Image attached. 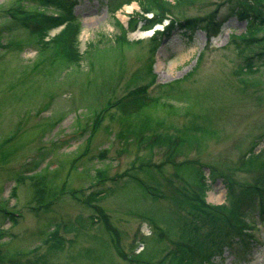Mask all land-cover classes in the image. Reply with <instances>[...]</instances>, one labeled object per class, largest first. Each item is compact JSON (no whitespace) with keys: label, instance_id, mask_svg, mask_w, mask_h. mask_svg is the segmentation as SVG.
<instances>
[{"label":"rangeland","instance_id":"rangeland-1","mask_svg":"<svg viewBox=\"0 0 264 264\" xmlns=\"http://www.w3.org/2000/svg\"><path fill=\"white\" fill-rule=\"evenodd\" d=\"M122 1L77 0L81 58L69 62L18 23L17 7L35 9L36 0H0V260L5 264H139L118 255L103 222L91 223L93 208L78 201L99 187L111 188L96 203L118 230L123 250L137 253L144 247L143 257L158 260L183 227L182 197L174 189L185 180L192 184L198 165L205 166L206 176L215 173L207 177L206 192L213 204L228 202L225 177L253 182L264 175L263 168L241 164L253 142L251 156H259L251 166L264 163V54L257 56L258 46L241 50L242 40L236 38V44L229 36L244 33L246 20L231 17L207 43L198 28L191 36L181 28L161 36L152 64L156 82L148 90L153 100L138 113L117 115L112 103L147 83L152 56L140 21L127 33V42L117 41L119 24L126 26L141 10L137 0ZM237 1L260 6L264 16V0H257L259 5L256 0H193L172 12L180 18L215 10L213 16L221 19ZM58 31L50 30L48 37ZM247 57L258 70L238 75ZM192 119L213 131L199 139L198 147L176 155L175 164L167 160L172 147L150 148L138 141L142 134H175ZM122 173H135L162 196L152 198L126 175L113 180ZM98 176L105 178L98 182ZM79 215L83 230L60 231L63 247L52 251L49 235L58 222ZM242 215L253 224L249 246L243 249L233 239L216 264H264V206H248Z\"/></svg>","mask_w":264,"mask_h":264},{"label":"trees","instance_id":"trees-1","mask_svg":"<svg viewBox=\"0 0 264 264\" xmlns=\"http://www.w3.org/2000/svg\"><path fill=\"white\" fill-rule=\"evenodd\" d=\"M128 1V0H126ZM142 3L143 9H155L153 17L147 18L137 12L129 16L127 25L119 24L120 33L117 37L119 42H127L126 35L129 31H132L140 21L144 28L150 27L154 22L161 21L165 12L181 10L183 3L191 2L193 0H138ZM123 2V1H122ZM256 3L258 4L257 0ZM249 3V5H241L240 2H232L230 10L223 18H215L209 16L202 17H184L175 21H170L168 25L162 31H156L150 38L151 50L150 54L160 45V37L169 35L172 30L181 28L186 32L194 31V29L203 30L207 38L217 35L225 22L231 17H236L240 20H246V30L239 35H230V41L238 44L236 38H240L243 42L239 48L242 50H254L255 47L261 49L257 53L260 57L264 54V16L263 10L259 6L255 7ZM259 5V4H258ZM244 6V7H243ZM47 9H51L52 12H46ZM16 19L18 23H21L23 27L29 28L31 35H35L38 43H42L43 46H51L53 48V54L66 59L69 62H79L81 58V52L78 47V36L80 33V22L77 20L74 14V2L70 0H36L35 9L20 8L16 9ZM204 20V21H202ZM52 37H48L50 30L59 28ZM262 32V35H259ZM189 36L191 34L189 33ZM201 54V53H200ZM152 61H147L145 72L149 74L147 83L154 77L155 73L152 72ZM258 67L255 66L252 58L247 57L244 65H239L236 69L238 75L253 74L257 72ZM175 82V81H171ZM171 82L169 84H171ZM245 82V81H244ZM246 81L245 83H248ZM146 83V84H147ZM254 82H252L253 84ZM141 84L134 88H130L129 91L117 99L116 109L114 114H131L133 111H138L147 104H149L153 98L151 96L143 95L144 86ZM130 85L128 84L129 87ZM210 127L198 124L194 119L191 122L179 129H176V134L172 133H151L149 135H141L139 142H144L146 145L150 138H154V143L149 145L150 148L154 146L167 145L172 147L173 152H170L167 158H173L175 154H181L185 152V149L189 150L194 142L200 144L202 137H206ZM177 140V141H176ZM154 145V146H153ZM252 155V154H251ZM249 156L247 158L246 167L263 168L264 163L257 164V166H251L254 164V160L258 158L259 153L255 156ZM146 165L150 162L147 159L139 158ZM136 173V172H135ZM134 173V174H135ZM196 177L192 184L185 180L183 187H177L174 189L179 195H181V204L183 205L184 220L183 227L179 231V239L174 242V246L163 254L160 264H216L215 258H222L225 248L233 243V239H237L242 248L249 246L250 235L246 231L245 215H242L244 208L248 206H264V184L261 188L254 187L252 184L246 187H234L228 193L227 203L222 204H209L207 203L206 190L208 184L203 170L197 169L195 171ZM101 174V173H99ZM211 174L210 177H214ZM130 180L137 182L134 178L130 177ZM138 183V182H137ZM139 184V183H138ZM140 185V184H139ZM142 191L146 193V189L140 185ZM156 195H151L152 198L160 197L162 193L158 187H153ZM111 189L99 188L90 191L87 199L90 203L100 201ZM158 193V194H157ZM98 216L94 213H89L91 223L101 221L106 228V232L109 236V240L113 244L116 252L121 257L125 256V251L120 244V235L118 230L108 221L106 214L98 208ZM82 215L76 217L77 223H68L66 225L67 232H80L79 222L83 221ZM81 225V224H80ZM49 238L52 241V251L61 250L63 247V236L59 234L58 228L50 233ZM143 253L134 256L132 260L139 262V264H150V259L143 257ZM152 257V256H148ZM0 264H5L0 260Z\"/></svg>","mask_w":264,"mask_h":264},{"label":"bare ground","instance_id":"bare-ground-1","mask_svg":"<svg viewBox=\"0 0 264 264\" xmlns=\"http://www.w3.org/2000/svg\"><path fill=\"white\" fill-rule=\"evenodd\" d=\"M128 7H130V6H129V4H128ZM143 33H144V32H143ZM147 33H148V32H147ZM147 33H145V36H147V35H148Z\"/></svg>","mask_w":264,"mask_h":264}]
</instances>
